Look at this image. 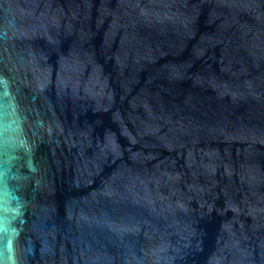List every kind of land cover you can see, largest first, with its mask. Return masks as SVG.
Masks as SVG:
<instances>
[{
    "label": "water",
    "instance_id": "95a60500",
    "mask_svg": "<svg viewBox=\"0 0 264 264\" xmlns=\"http://www.w3.org/2000/svg\"><path fill=\"white\" fill-rule=\"evenodd\" d=\"M0 264H264V0H0Z\"/></svg>",
    "mask_w": 264,
    "mask_h": 264
}]
</instances>
